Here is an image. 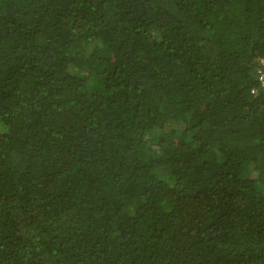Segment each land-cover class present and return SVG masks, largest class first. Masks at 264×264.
Returning <instances> with one entry per match:
<instances>
[{
	"label": "trees",
	"instance_id": "16d2710c",
	"mask_svg": "<svg viewBox=\"0 0 264 264\" xmlns=\"http://www.w3.org/2000/svg\"><path fill=\"white\" fill-rule=\"evenodd\" d=\"M264 0H0V264H264Z\"/></svg>",
	"mask_w": 264,
	"mask_h": 264
},
{
	"label": "built area",
	"instance_id": "2783aa9c",
	"mask_svg": "<svg viewBox=\"0 0 264 264\" xmlns=\"http://www.w3.org/2000/svg\"><path fill=\"white\" fill-rule=\"evenodd\" d=\"M259 81H260L261 85H262L263 88H264V66H263L262 73H261V75H260V77H259Z\"/></svg>",
	"mask_w": 264,
	"mask_h": 264
}]
</instances>
